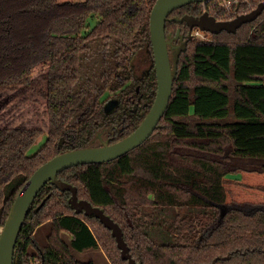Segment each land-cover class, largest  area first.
Wrapping results in <instances>:
<instances>
[{
  "label": "trees",
  "instance_id": "obj_1",
  "mask_svg": "<svg viewBox=\"0 0 264 264\" xmlns=\"http://www.w3.org/2000/svg\"><path fill=\"white\" fill-rule=\"evenodd\" d=\"M156 1L0 0V229L42 165L117 143L144 121L157 92L150 32ZM199 6L169 18L201 16ZM178 30L187 39L185 23H166L168 39ZM207 35L180 52L169 107L144 144L57 176L121 227L137 264H264V13L235 34ZM95 41L114 60L99 83L82 72ZM141 54L150 67L138 76ZM111 101L118 104L107 111ZM70 198L51 183L39 192L13 264H95L75 255L91 249L110 264H129L111 231L94 216L77 215ZM46 223L41 245L35 234Z\"/></svg>",
  "mask_w": 264,
  "mask_h": 264
},
{
  "label": "water",
  "instance_id": "obj_2",
  "mask_svg": "<svg viewBox=\"0 0 264 264\" xmlns=\"http://www.w3.org/2000/svg\"><path fill=\"white\" fill-rule=\"evenodd\" d=\"M213 0H157L151 11L150 32L153 48L154 66L156 71L157 92L155 101L141 125L123 140L108 144L104 142L101 147L74 150L56 156L42 165L19 191L14 204L11 207L5 225L0 229V264H13L15 247L22 231L24 222L39 192L51 183L61 192H70V206L76 214L84 213L86 216L96 217L116 240L117 247L121 251L122 260L129 264H137L133 259L130 248L124 240L121 227L104 210L93 206L87 200H79L78 190L71 184L57 178L58 174L73 167L81 165L104 164L116 160L144 144L155 132L160 121L164 117L173 94L174 78L177 76L179 53L186 50L187 41L176 47L174 65L171 62L169 46L166 35V23L173 20L178 24L185 23L189 28V40L195 36L193 30L198 29L203 33L214 35L227 32L235 34L245 24L255 22L264 13V3L248 14L238 16L230 21H218L208 12L195 17L185 15L182 18L170 19L174 11L191 5L209 3ZM179 33V32H178ZM117 101H111L106 107L112 111Z\"/></svg>",
  "mask_w": 264,
  "mask_h": 264
},
{
  "label": "rangeland",
  "instance_id": "obj_3",
  "mask_svg": "<svg viewBox=\"0 0 264 264\" xmlns=\"http://www.w3.org/2000/svg\"><path fill=\"white\" fill-rule=\"evenodd\" d=\"M245 1L246 0H238L239 3H244ZM220 2H222V0L217 1L216 3L214 2L213 5L207 6L206 11L212 14V11H214L213 7H215V4H219ZM199 7L201 9L204 8L202 6H199ZM202 11L204 13V9ZM91 23L93 24L94 21H91ZM195 39L208 40L210 39V37L209 35H207V33H201V35L199 37H195ZM113 61L114 60H112L111 52L109 51L106 52L103 49V43L101 41H95L91 43V52L86 54L83 58V63H82L83 64V67H82L83 78H85L86 80L93 79L95 80L96 83H99V78L103 70V66H107V65L109 66L110 63L111 64L113 63ZM105 62H108L109 64L107 63L105 65L104 64ZM134 63H135L136 71H137L136 74L138 76L142 75L144 70L150 67V61L144 54H141L138 56V58H135ZM107 97H109V95L104 97V99H106ZM110 97H112V95H110ZM45 140H46V136L40 138L28 151V155L33 156L34 154H36L45 144ZM48 229H49V226L40 229V231H37L35 238L37 239L39 243H42V244L45 243L46 239H44V237L40 234L41 232H44L45 230H47L48 232ZM47 232H46V235H47ZM64 238L67 241L69 240V237L67 236H65ZM92 253L98 254V256L93 259V262H95V264H109L108 260L106 259V256L101 250L88 251L85 254H83L82 257L80 256V258L86 262L92 261L90 259V256L92 255Z\"/></svg>",
  "mask_w": 264,
  "mask_h": 264
},
{
  "label": "built area",
  "instance_id": "obj_4",
  "mask_svg": "<svg viewBox=\"0 0 264 264\" xmlns=\"http://www.w3.org/2000/svg\"><path fill=\"white\" fill-rule=\"evenodd\" d=\"M217 1L220 0H213L209 3H200V6L204 7V12H207V6L213 5V3H216ZM258 3H264V0H258ZM257 7L254 6V3H252L251 0H246L244 3H239L238 0H222V2H220L219 4H215V7H213L214 11H212V14H210V12L208 13L216 19L218 18V21H230L237 18L238 16L252 12ZM201 33L203 32L196 29L195 37H199ZM37 264L40 263L38 262Z\"/></svg>",
  "mask_w": 264,
  "mask_h": 264
},
{
  "label": "flooded vegetation",
  "instance_id": "obj_5",
  "mask_svg": "<svg viewBox=\"0 0 264 264\" xmlns=\"http://www.w3.org/2000/svg\"><path fill=\"white\" fill-rule=\"evenodd\" d=\"M183 16H185V15H182L181 17H179V18H182ZM193 16V15H192ZM195 17H198V16H195ZM175 18H178V17H175ZM175 18H170V19H175ZM179 32V33H178ZM194 36H195V29L193 30V33H192ZM176 37H177V39H174V37L172 36V34H169V39H168V41H171V44H170V46H169V52H170V56H172V58H174V54H175V52H176V47H178V46H180V45H182L184 42H186L187 41V43H188V38H189V34H188V36H187V39H186V36L184 35V34H182L181 33V30H178L177 31V34H176ZM193 39H195V37L193 38ZM192 39V40H193ZM187 47V46H186ZM180 54V53H179ZM147 69H145L144 71H146ZM144 73V72H143Z\"/></svg>",
  "mask_w": 264,
  "mask_h": 264
},
{
  "label": "crops",
  "instance_id": "obj_6",
  "mask_svg": "<svg viewBox=\"0 0 264 264\" xmlns=\"http://www.w3.org/2000/svg\"><path fill=\"white\" fill-rule=\"evenodd\" d=\"M47 226H49V229H48V232H47V230H45L44 232H41V234L40 235H42L43 237H44V239H46L45 240V243H40L41 245H45L46 244V242H47V237H48V235H49V232H50V229H51V224L50 223H46V224H44V225H42L41 227H39L38 229H37V231H40V229H42V228H45V227H47ZM37 231H36V234H37ZM46 232H47V235H46ZM35 234V235H36ZM36 237V236H35ZM68 237V236H67ZM68 241H70V238H69V240ZM91 250H100V249H91ZM91 250H88V251H91ZM88 251H86V252H88ZM102 251V250H101ZM86 252H84V253H75V255H76V258L78 259V260H80V261H82V262H86V261H83L81 258H80V256L82 257L83 256V254H85ZM103 252V251H102ZM105 255V254H104ZM87 256V255H86ZM98 256V254H93L92 253V255L90 256V259L92 260V262H93V259L94 258H96ZM86 258V257H85ZM107 259V258H106ZM108 260V259H107ZM90 262V261H89ZM109 262V261H108ZM95 263V262H94ZM109 264H110V262H109Z\"/></svg>",
  "mask_w": 264,
  "mask_h": 264
}]
</instances>
